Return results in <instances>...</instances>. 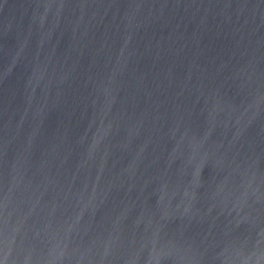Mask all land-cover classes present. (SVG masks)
Listing matches in <instances>:
<instances>
[{
  "label": "water",
  "instance_id": "obj_1",
  "mask_svg": "<svg viewBox=\"0 0 264 264\" xmlns=\"http://www.w3.org/2000/svg\"><path fill=\"white\" fill-rule=\"evenodd\" d=\"M0 264H264V0H0Z\"/></svg>",
  "mask_w": 264,
  "mask_h": 264
}]
</instances>
